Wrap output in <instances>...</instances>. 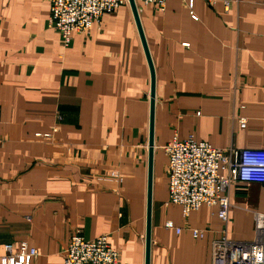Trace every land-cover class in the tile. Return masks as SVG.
<instances>
[{"label": "crops", "instance_id": "obj_1", "mask_svg": "<svg viewBox=\"0 0 264 264\" xmlns=\"http://www.w3.org/2000/svg\"><path fill=\"white\" fill-rule=\"evenodd\" d=\"M224 1L136 3L155 76L149 264H212L214 240H254L264 212V175L229 185L226 224L216 206L185 217L167 202L173 136L264 149V0ZM49 12V0H0V245L63 264L76 231L106 234L119 264H145L151 78L130 6L67 46Z\"/></svg>", "mask_w": 264, "mask_h": 264}, {"label": "built area", "instance_id": "obj_2", "mask_svg": "<svg viewBox=\"0 0 264 264\" xmlns=\"http://www.w3.org/2000/svg\"><path fill=\"white\" fill-rule=\"evenodd\" d=\"M135 2L153 4L161 10L165 5V0ZM49 3L47 26L57 31L63 45L67 46L74 33H89L104 14L128 4V0H49ZM192 4L193 0H188L189 8ZM228 6L229 1L225 0L224 8ZM190 13L195 18L192 11ZM238 122L240 127L245 126L244 118ZM162 149L167 157V202L179 205L185 217L205 204L216 206L217 216L226 224L230 207L226 194L229 185L232 182L249 183L264 175V149H224L196 140L192 135L182 140L173 136ZM110 178L122 181L118 172H113ZM254 228L252 241L231 240L224 231L213 242L212 264H264V212H254ZM191 234L194 238H202L204 232L193 228ZM37 254V249L25 241L16 246L3 243L0 245V264H31ZM63 264H119V254L109 244L106 234L85 238L76 231L67 243Z\"/></svg>", "mask_w": 264, "mask_h": 264}, {"label": "water", "instance_id": "obj_3", "mask_svg": "<svg viewBox=\"0 0 264 264\" xmlns=\"http://www.w3.org/2000/svg\"><path fill=\"white\" fill-rule=\"evenodd\" d=\"M150 70V109H149V139H148V161H147V198H146V229H145V264H149L150 231H151V205H152V167H153V113L155 96V76L150 54L145 42L143 30L139 20L135 0H128Z\"/></svg>", "mask_w": 264, "mask_h": 264}]
</instances>
